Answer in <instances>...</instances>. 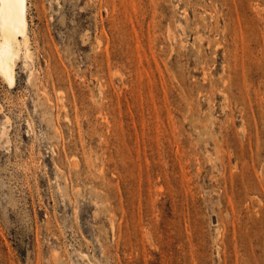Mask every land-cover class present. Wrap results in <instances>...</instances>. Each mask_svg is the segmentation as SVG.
Here are the masks:
<instances>
[{
  "label": "rangeland",
  "instance_id": "rangeland-1",
  "mask_svg": "<svg viewBox=\"0 0 264 264\" xmlns=\"http://www.w3.org/2000/svg\"><path fill=\"white\" fill-rule=\"evenodd\" d=\"M27 16L0 73V264H264V0Z\"/></svg>",
  "mask_w": 264,
  "mask_h": 264
},
{
  "label": "bare ground",
  "instance_id": "bare-ground-1",
  "mask_svg": "<svg viewBox=\"0 0 264 264\" xmlns=\"http://www.w3.org/2000/svg\"><path fill=\"white\" fill-rule=\"evenodd\" d=\"M27 13L28 0H0V73L12 85L17 58L28 39Z\"/></svg>",
  "mask_w": 264,
  "mask_h": 264
}]
</instances>
